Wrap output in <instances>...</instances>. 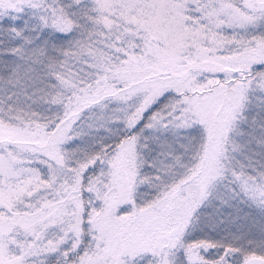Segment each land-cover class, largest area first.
<instances>
[{
	"label": "snow or ice",
	"instance_id": "1",
	"mask_svg": "<svg viewBox=\"0 0 264 264\" xmlns=\"http://www.w3.org/2000/svg\"><path fill=\"white\" fill-rule=\"evenodd\" d=\"M0 264H264V0H0Z\"/></svg>",
	"mask_w": 264,
	"mask_h": 264
}]
</instances>
